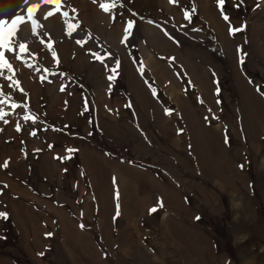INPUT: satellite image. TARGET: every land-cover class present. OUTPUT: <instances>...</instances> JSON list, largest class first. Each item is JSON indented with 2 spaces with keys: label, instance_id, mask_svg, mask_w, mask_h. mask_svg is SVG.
Returning a JSON list of instances; mask_svg holds the SVG:
<instances>
[{
  "label": "rangeland",
  "instance_id": "obj_1",
  "mask_svg": "<svg viewBox=\"0 0 264 264\" xmlns=\"http://www.w3.org/2000/svg\"><path fill=\"white\" fill-rule=\"evenodd\" d=\"M39 2L0 0L28 49L0 71V264H264V0H61L30 35Z\"/></svg>",
  "mask_w": 264,
  "mask_h": 264
},
{
  "label": "snow or ice",
  "instance_id": "obj_2",
  "mask_svg": "<svg viewBox=\"0 0 264 264\" xmlns=\"http://www.w3.org/2000/svg\"><path fill=\"white\" fill-rule=\"evenodd\" d=\"M60 2L61 0H40V2L36 5H33V6H30L27 8V17H28V22L31 23V31L30 35H36V27H37V22L35 19H33V15L34 13L38 10V8H40V6L42 4H47V5H50L52 6L53 8H56L58 10V7L60 5ZM97 0H93V3H96ZM168 2L170 4H173L176 2V0H168ZM24 3L25 4H28V0H24ZM224 5H225V0H217V7L221 10V18L225 21V22H229L230 18L228 15H226L224 13ZM238 6V5H237ZM112 7H115V5L113 4ZM100 8L102 11H104L105 13H110V8L107 4H100ZM192 11H195V9H193ZM52 15H54V13L52 11H49L45 14L44 16V19L47 20L49 19V17H51ZM64 16H67V12H64L63 13ZM133 15H135L133 13ZM112 22L113 24L116 23V17L113 16L112 18ZM184 19L188 20L190 19V15H189V12L188 11H185L184 12ZM26 23L25 21V16L23 15H19V14H16L14 15L10 20L9 19H6V18H3V17H0V71H2L3 69L7 68L8 71H12V65L9 63L8 60L5 59V53H12L14 55V58L16 60H20L21 58V55L26 53L27 52V46L25 43H19L18 45V49L19 51L16 52L15 48H14V45L16 44V41L18 40V33L20 31V28L19 26L20 25H24ZM149 23H154L153 21H149ZM68 29L69 31L66 33L68 36H73V25L69 24L68 25ZM133 29V21L131 19L127 20L124 22V36H123V39L121 41V43H126L130 37V34H131V31ZM243 30V26H240V27H233V26H229L228 29H227V34L229 36H232V35H235L237 32L239 31H242ZM164 31V35L167 36L169 39L173 40L175 43L179 44V41H175V38L172 37L166 29H163ZM193 31H199V29H193ZM41 43H43V41H41ZM76 43L78 45H81L83 47V44H82V41L81 40H76ZM49 49H51V44L48 45ZM237 52V55H238V59H237V63L240 65V66H243L245 64V59L244 57L246 56V53H244V51L240 48H237L236 50ZM91 56H93L95 58V61L99 62L102 66V70L103 71H107L109 72V75L107 76V80L109 81V83H111L112 81L116 80L118 75H119V70H120V67H121V61H119L118 59H115V57H112L111 53H108L107 56L110 57L111 59L115 60V64L114 66L112 65H109V64H106L105 63V57H102L101 54L99 52H96V51H91L89 53ZM52 58L53 60L56 59V53L53 52L52 53ZM165 59H168V58H165ZM174 60V58H171ZM134 63H140L139 61H134ZM140 75L142 77H145V73H144V70L143 68H140L138 69ZM51 75H57L56 73H53L51 71H46V74L41 76L40 79H41V82H45L47 80V76H51ZM63 72L59 73V76L60 77H63ZM180 79H184L183 76H180L179 77ZM9 81H11V77L8 78ZM49 83H51V81H47ZM18 83V82H15V81H12L9 83V88H13L14 85ZM145 83L147 84L148 81L147 79L145 78ZM249 83H253V81L249 80ZM194 85L191 84L190 81L187 82V87H193ZM66 87L65 85H61L60 86V91L61 92H65L66 91ZM257 92H261V89L259 87H257ZM151 94L153 96L154 99H159V94L157 93V90L155 88H151ZM5 103H8V101L5 99V97L3 96L2 93H0V105L2 104H5ZM9 107L11 108H17L18 105L16 103H10L8 105ZM126 107H132L131 104H128L126 105ZM209 112H211V109H209ZM163 114L165 116H171L173 114V110L168 108V107H165L163 109ZM5 113L3 112L2 109H0V121H3L5 124L8 123V121L5 119ZM23 119L25 121H28L30 119L29 116H24ZM206 120H209V119H215V117H205ZM34 122V121H33ZM67 127V126H66ZM17 132H19L21 130V127L19 124L16 125V129H15ZM180 132H182V130H179L178 131V134H180ZM29 135L31 136H36L37 133L35 131H32L29 133ZM227 139L225 140V143H227ZM21 143H23V141H21ZM49 148H52L53 146L51 145H48ZM37 152L40 151V149H36ZM76 151V149H72V148H68L67 149V152L68 153H72ZM56 159L60 160V159H63L61 157H55ZM68 159L71 158V156L67 157ZM4 168H7L8 167V163L7 161L4 163L3 165ZM66 171V169H65ZM5 187H7V185H5ZM163 205L161 204V207ZM157 211V208L156 207H152L149 212L150 213H154ZM119 215V208H117V216ZM0 219H8V214L6 212H0ZM196 219H199V217H197ZM81 228L84 227V225H80ZM47 235H51L50 233L47 234ZM40 255H43V253H41Z\"/></svg>",
  "mask_w": 264,
  "mask_h": 264
}]
</instances>
